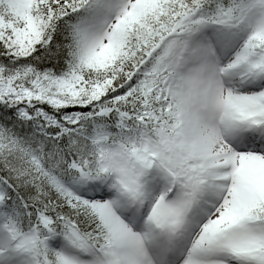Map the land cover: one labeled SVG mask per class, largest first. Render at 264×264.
<instances>
[{
  "label": "snow or ice",
  "instance_id": "1",
  "mask_svg": "<svg viewBox=\"0 0 264 264\" xmlns=\"http://www.w3.org/2000/svg\"><path fill=\"white\" fill-rule=\"evenodd\" d=\"M0 264H264V0H0Z\"/></svg>",
  "mask_w": 264,
  "mask_h": 264
}]
</instances>
